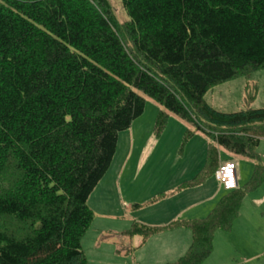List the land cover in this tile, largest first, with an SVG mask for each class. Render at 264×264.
<instances>
[{"label": "trees", "instance_id": "16d2710c", "mask_svg": "<svg viewBox=\"0 0 264 264\" xmlns=\"http://www.w3.org/2000/svg\"><path fill=\"white\" fill-rule=\"evenodd\" d=\"M0 0V264H87L81 239L87 201L107 172L117 135L147 97L168 117L207 135L201 184L217 148L254 161L250 181L228 192L203 219L165 227L132 224L143 242L185 228L191 243L168 264H202L217 230L229 232L243 197L260 186L256 153L264 107L222 113L207 90L264 70V0Z\"/></svg>", "mask_w": 264, "mask_h": 264}, {"label": "rangeland", "instance_id": "374dc122", "mask_svg": "<svg viewBox=\"0 0 264 264\" xmlns=\"http://www.w3.org/2000/svg\"><path fill=\"white\" fill-rule=\"evenodd\" d=\"M107 1L116 21H127L120 0ZM144 99L142 115L118 133L109 168L88 198L93 220L80 242L87 264L173 263L186 252L173 256V246L185 236L191 242V232L185 228L151 236L144 244L134 238L130 245L119 237L134 223L165 227L178 220L205 218L227 194L212 173L201 184L185 186L205 169L212 140L172 114L156 132L155 121L163 107ZM204 100L222 113L263 108L264 70L214 85ZM256 153L264 169V140ZM217 158L235 163L238 190L243 189L251 179L254 161L222 148H217ZM212 246L202 264H264V179L243 197L231 230L214 233Z\"/></svg>", "mask_w": 264, "mask_h": 264}, {"label": "built area", "instance_id": "2783aa9c", "mask_svg": "<svg viewBox=\"0 0 264 264\" xmlns=\"http://www.w3.org/2000/svg\"><path fill=\"white\" fill-rule=\"evenodd\" d=\"M215 179L225 191L236 188V169L233 163H224L215 172Z\"/></svg>", "mask_w": 264, "mask_h": 264}, {"label": "crops", "instance_id": "0c3cea01", "mask_svg": "<svg viewBox=\"0 0 264 264\" xmlns=\"http://www.w3.org/2000/svg\"><path fill=\"white\" fill-rule=\"evenodd\" d=\"M223 161H218L217 162V164L219 165L220 163H222ZM203 219V218H202ZM191 220H193V219H191ZM140 225V224H139ZM144 225V224H143ZM145 226H147V225H145ZM148 227H150V226H148ZM173 230V229H172ZM166 231V232H165ZM165 231H163L164 232V234H168V233H170V232H172L171 230H165ZM123 232H125V231H123ZM163 232H161V233H157V234H155V235H152V236H156V235H159V234H162ZM123 234V233H122ZM124 236V235H123ZM151 237V236H150ZM150 237H148V238H150ZM137 239V240H139V239H141V241H142V243L141 244H144L145 243V241L148 239H146L144 242H143V240H142V238L140 237V236H133V237H127V236H124V237H119V239H121V240H125V241H128L129 242V244L130 245H132V241H133V239ZM190 243L191 242H188V237H186L185 236V239L183 240V241H181V242H177L174 246H173V248H172V252H173V256L175 255H178V254H180V253H183V251H185V250H187L188 248L187 247H189V245H190ZM179 259V258H178Z\"/></svg>", "mask_w": 264, "mask_h": 264}]
</instances>
